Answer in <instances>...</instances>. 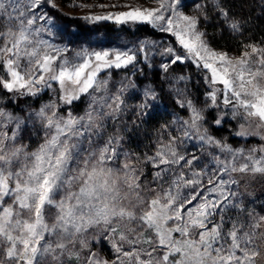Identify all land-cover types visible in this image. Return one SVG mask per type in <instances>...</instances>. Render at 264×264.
<instances>
[{
  "label": "snow or ice",
  "instance_id": "snow-or-ice-1",
  "mask_svg": "<svg viewBox=\"0 0 264 264\" xmlns=\"http://www.w3.org/2000/svg\"><path fill=\"white\" fill-rule=\"evenodd\" d=\"M156 3L91 19L149 23L170 33L210 73L209 86H222L212 87L208 98L218 107L220 94L224 108L244 121L236 135H260L248 128L264 129V43H243L239 56H229L212 48L198 27L209 20L202 6L190 16L179 10L181 0ZM41 4L0 0V86L35 96L55 81L65 104L85 94L89 103L80 115L48 104L29 116L44 130L35 149L21 137L26 120L0 109V264H264V215L246 208L233 190L237 174L264 177V144L234 149L216 140L203 126L204 109L178 99L189 115L172 119L177 135L164 124L167 139L157 137L153 155L126 150L119 130L106 134V127L124 111L127 85L110 94L108 82L97 77L103 69L132 64L135 54L82 52L67 59L42 38L50 29L35 26L38 19L48 22L35 14ZM215 4L229 31L242 34L246 21L232 17L219 0ZM166 52L174 56L170 63L183 62L173 48ZM161 68L167 72L169 64ZM157 100L158 93L145 88L137 114L147 116ZM193 139L218 149L220 154L209 153L213 167L182 151ZM146 163L155 169L152 183L141 179ZM185 188L194 191L184 195ZM100 236L111 243L114 259L92 251L90 241Z\"/></svg>",
  "mask_w": 264,
  "mask_h": 264
},
{
  "label": "rangeland",
  "instance_id": "rangeland-1",
  "mask_svg": "<svg viewBox=\"0 0 264 264\" xmlns=\"http://www.w3.org/2000/svg\"><path fill=\"white\" fill-rule=\"evenodd\" d=\"M250 1L253 5H256L255 10H257L258 14L264 15V3H262V0ZM53 4L55 5L54 7L52 6ZM21 5L26 6L27 0H21ZM198 6H202L209 17L208 21L201 20V23L198 25L201 31H205L207 34L206 28L209 23H211V27L217 25L228 29L227 25L223 23V18H218L215 0H181L179 10L183 11L186 15H198L200 11ZM135 7L156 8L158 4L156 0H42L40 7L35 10L37 17L44 15L48 21L46 23L38 19L36 22V27L43 26L46 29H50V32L45 31L41 33L42 38L48 40L54 47L63 49L64 57L69 60L74 59L78 53L82 52L109 51L112 53L116 51H130V54H135L136 60L132 64L121 68L103 69L98 74V80H106L108 82L107 88L110 94L118 91L121 85H127L122 96L126 107H124V111L116 120L110 121L107 124L106 134H113L119 130V133L125 137L123 144L126 150L137 153L141 158L145 155H153L156 151L157 137L163 134V138L167 139V133L163 132L161 125L168 124L169 131L173 135L178 134L175 131L176 125H172L171 121L174 117L187 119L189 109L181 107L177 103V100L189 99L197 108L204 109L205 119L203 126L207 129L208 135L214 137L216 140L226 142L234 149H248L264 144V140L260 138L261 135H264V129H255L254 125L248 128V131L250 133L259 132L260 135L238 136L236 140H230L227 137L219 138L209 132V124L213 123L214 125L216 123L212 120L210 121L208 115L210 111H214L215 109L218 118L222 115L223 119L228 118L237 127V130H240V124L244 121L240 117H233L230 109L224 108L219 98L220 94H218L217 99L219 106H211L208 93L212 90V87L219 88L222 86H209L206 77H209L210 73L206 69H203V67H197L192 58L187 55L186 50L179 45L178 41L170 33L155 27L162 36L157 39H150L139 35H130L128 32L120 29L109 32L105 30V26L107 24L117 25L118 23L114 19H91L93 16L112 15L114 17L120 12L129 11ZM136 23L141 24L143 22L128 21L123 24L132 27ZM210 46L217 51L226 52L229 56H239L242 50V48L235 47L221 49L215 48L211 44ZM169 47L174 49L175 55L183 57V62L170 63L174 59V56L166 52V49ZM165 63L169 64L167 72H164L161 68V65ZM198 70H201V72L198 73ZM197 74L200 76L203 74L202 77H205V81L200 80ZM180 77H184V79L181 80L179 79ZM50 83L52 85L50 88L43 87L37 93H45L42 101L36 106L34 102H29V105L23 108L18 115L12 109L3 106V104L2 106L0 105V109L26 120L21 137L23 143L27 144L30 149H35L43 142L44 130L38 120H28L29 116L48 104H55L60 113L66 114L67 110H71L73 114L80 115L83 114L89 103V96L85 94L79 100H74L71 105L65 104L60 99L61 91L59 84L55 81H50ZM149 86L158 93V100L155 107L149 110L147 116L140 117L137 114L138 105L143 101L145 88ZM196 89L199 91L195 92ZM15 94L18 95V93ZM102 94L97 93V95ZM149 119L154 122L157 121L158 124L155 123V129L152 128V124L146 125V121H149ZM150 129H154V131ZM134 136L142 139L140 144L132 140ZM144 139H146V143ZM133 143H137V145L134 147ZM182 151L186 155H189V158L190 154L193 153L200 156L201 166L203 167L204 164H208L209 168L213 167L210 163L211 156L209 153L220 154L215 147L205 145L202 148L200 143L195 139L186 141L182 146ZM142 167L144 172V175L141 177L142 181L152 183L155 169L152 168L150 163H146ZM237 179L239 180V184L233 185V190L238 193L236 199L241 200L249 210H254L257 214L264 215V177L257 175L253 178L249 175L237 174ZM193 191L194 189L192 188L182 190L184 195H191ZM204 194H207L206 190ZM197 202L193 201V204L188 205V208H191ZM234 211L230 210L229 215L233 214ZM89 231L94 232L95 230L90 229ZM174 235L178 236V234ZM90 244L92 251L99 253L103 259L112 260L115 258V252L108 239L100 236L98 240H91ZM107 246L111 247L110 251L106 250Z\"/></svg>",
  "mask_w": 264,
  "mask_h": 264
},
{
  "label": "trees",
  "instance_id": "trees-1",
  "mask_svg": "<svg viewBox=\"0 0 264 264\" xmlns=\"http://www.w3.org/2000/svg\"><path fill=\"white\" fill-rule=\"evenodd\" d=\"M89 1H105V0H89ZM220 3L229 11L232 17L236 19H241L246 21L244 24V31L242 34H235L231 33L229 29H224L223 26L209 25L207 26V40L208 42L215 48H241L243 43L252 42V43H264V15H259L257 10H255L256 5H253L250 0H219ZM213 21V20H212ZM213 23V22H212ZM214 24V23H213ZM107 31L113 32V30H122L128 32L130 35H139L146 38H160L162 35L156 30L155 27L148 23H141V24H134V26L121 25L116 24H107L106 26ZM193 67V66H192ZM201 70H198L200 73ZM198 75V74H197ZM199 79L205 81V77L200 75ZM202 86V85H201ZM206 88V86L203 84ZM199 91L198 89L195 92ZM45 93L37 94L35 96H24V95H16L15 93H9L0 86V105L6 106L9 109H12L13 112L18 115L19 112L29 105L30 103L35 104V106L42 101L43 96ZM214 111L209 112V120L216 121L218 119L217 113ZM157 121H146V125H151L152 128H156ZM234 126V127H233ZM154 129H150L154 131ZM237 127L231 123V121L227 119H222L220 125L217 124H209V132L216 137L222 138L227 137L230 140H236L238 136L236 133ZM140 136V135H139ZM140 138V137H139ZM136 136L132 138L135 142L140 144L142 139H139ZM146 143V139H144ZM136 144L133 143L135 147ZM106 248V247H105ZM108 248V249H107ZM106 250L110 251L111 247L107 246Z\"/></svg>",
  "mask_w": 264,
  "mask_h": 264
}]
</instances>
